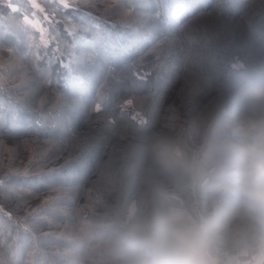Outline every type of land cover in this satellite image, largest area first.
<instances>
[{"label":"trees","instance_id":"1","mask_svg":"<svg viewBox=\"0 0 264 264\" xmlns=\"http://www.w3.org/2000/svg\"><path fill=\"white\" fill-rule=\"evenodd\" d=\"M43 1L60 17L48 42L25 23L31 4H0V37L23 63L11 70L9 77L20 80L12 92L0 91V150L10 139L19 145L13 168L0 159V264H104L108 238L133 200V214L161 201L226 212L203 189L143 163L139 149L148 135L160 133L191 155L202 154L205 130L228 107L234 81L264 78V0H182L175 12L162 10L160 30L142 27L141 15L90 10L108 1L132 9L131 0H73L68 7L79 9L68 11L58 0ZM116 21H124V39ZM84 43L97 46L101 57H90L98 63L93 79L76 62ZM162 76L163 90L155 85ZM184 90L207 103L167 116L169 106L175 110L170 97ZM46 91L70 93L81 106L45 101ZM129 100L132 108L124 110ZM87 130L96 141L72 158L74 148L65 146ZM127 139L128 154L120 146ZM37 141L57 149L46 154L31 146ZM21 146L35 153L26 167L18 163L27 157Z\"/></svg>","mask_w":264,"mask_h":264},{"label":"clouds","instance_id":"2","mask_svg":"<svg viewBox=\"0 0 264 264\" xmlns=\"http://www.w3.org/2000/svg\"><path fill=\"white\" fill-rule=\"evenodd\" d=\"M198 157L160 133L142 162L203 189L226 209L161 201L121 219L104 264H264V78H237Z\"/></svg>","mask_w":264,"mask_h":264},{"label":"rangeland","instance_id":"3","mask_svg":"<svg viewBox=\"0 0 264 264\" xmlns=\"http://www.w3.org/2000/svg\"><path fill=\"white\" fill-rule=\"evenodd\" d=\"M25 1L31 5H32V1L36 2V0H25ZM58 1H60V0H58ZM72 1L73 0H61L60 2L66 3L69 6ZM131 1H133L132 2L133 5H131V6H133L132 9H129L123 3L113 4L112 1H108V2H105L104 5H101L100 7H94V9H90V10L91 11H95V10L98 11L102 8V6H107L108 8L110 7L115 13H119L121 16L124 15L127 18L131 14H133V15H136V20H138L137 15H141V17H143L145 19V23L142 24V27L146 28L147 30H152V29H156V28L159 29L158 25L160 24V19H161L160 13L165 8V6H169L170 9L172 10V12H175L177 10V8L179 7V5L182 3L181 2L182 0H178V1H176V0H144L145 3H147V1L149 2V5L147 6L143 3V0H131ZM21 2H23V0H21ZM164 2H165V4H164ZM167 2H168V4H167ZM1 3H4V0H0V4ZM37 5H38V7H36V8H33L31 6L34 11L29 12V14L26 15L28 18L27 21L25 19L24 20H25V23L28 24L32 29H34L40 33L41 37H43L44 42H48L49 41L48 32H50V30H51L50 29L51 24L54 20H56V21L60 20V17L57 16L56 10L54 9V7L48 6L47 4H45L44 1L42 2V0H40V2L37 3ZM151 8H154V9H151ZM41 9H42V11H41ZM104 18H106V17H104ZM108 21H112V20L109 19ZM116 22H118L119 24H116L115 22H113V24L119 26L116 29L119 31V33H123V37H122V35L120 37L122 39H124V33H126V32L121 31V29H124V27H123L124 21L123 22L122 21H116ZM16 26L18 27V24ZM92 34H93V31L82 32L83 36L92 35ZM109 34H110V32H109ZM132 34H134V32L133 33L129 32V35L132 36ZM13 35H14V33L10 34L11 37H14L16 39V36H13ZM106 36L107 35H105V34L100 35L101 38H105ZM107 37L109 38V40L114 39V37L112 35L107 36ZM93 39H94V37H93ZM94 40L104 42L103 40L101 41L99 39H94ZM72 44L73 45H71L70 47L73 50L76 46L74 45L75 42ZM4 45L7 46L8 49H12L14 47V45L12 43L10 44L9 42H6V39H2L0 37V91L4 90L5 92L8 93V91L12 92V90L14 89V87H12V84H16L20 81V80H18L19 78H14V77L10 78L9 77L12 73L11 70L13 68H19V66H21L23 63H20L21 62L20 61L21 56L19 54H18L19 55L18 56L16 53L9 52L8 50H6L3 47ZM72 46H73V48H72ZM94 47H95L94 49H91V47H90V45H88V43H84V47H82L80 50L81 54H79V56H81V58H76V62L81 67V69L78 67L79 70H81L82 72L83 71L87 72V69H88L87 74L89 75V79H93L94 74L96 75V72H97L96 68L98 67V63L97 64H94V63L91 64L92 61H91L90 57H92L93 59H96V56L101 58L97 52L98 47L95 45H94ZM100 50H101V52H107L108 53V50H106V49H100ZM77 53H80V52L77 51ZM110 54L111 53H108V55H110ZM104 63H105V61H104ZM105 64H106V66L109 65L108 63H105ZM25 66L26 65H23L24 68H25ZM89 67H94V70H90ZM92 71H94V72H92ZM166 81H167V76L159 77L157 79L155 85L157 88L163 90V88H165L167 86L168 81L167 82ZM74 88L77 90V87H74ZM181 92L182 91L178 92V94L174 93L170 97L169 101L172 104L173 108H175V110L173 111L172 107L169 106L168 113H166L167 116L172 115V116L179 117V116L184 114L183 112L188 109L187 107H189L191 105H192V107L196 106V105L198 106L201 103H203V105H205V103H207V100H202L201 98L196 97V94H194V93H191V92L187 93L185 90L182 93ZM46 94L47 95L45 97V101L56 97L57 98L56 101L62 100V103L64 101L63 99H65L66 101H69L68 108L75 106V108L77 109V107L80 108V106H81V104L77 102V99L74 96H72V94H70V93L69 94L65 93L64 95L62 94L60 96H58V95L54 96L51 92L46 91ZM173 97H175V98H173ZM33 103H36V102H33ZM122 105L124 106V110H126V109L129 110L132 108V106L129 107V105H125V102ZM61 107H63L62 104H61ZM54 108H55V106H54ZM51 109H53V108H51ZM197 109H199V108H197ZM55 110H56V108H55ZM58 117H59V115L54 120V122H55L54 124H56L58 122V120H57V119H59ZM89 133H90V131L87 130V133L85 135H79V137L73 135V139L70 142V146H65V147H70V148L73 147L74 148L73 150L70 149V153L73 152V154H71L72 158L78 156L79 154H81L83 152V150H81L79 148L89 146L90 144H92L96 141V137L90 135ZM17 140L18 139L7 140L5 142V145H4L5 151L3 153L1 152L2 148L0 146V148H1L0 159H1V157H3L2 159L5 161L6 164L11 163V165H12L11 168H13V165H15L13 158H15L16 153H17V155H19L17 152L18 147H19V145L16 144V143H18ZM128 145H130V140H128V139H127V141L121 142V144H120V146L123 148L127 147ZM11 146H13V147L11 148ZM31 146L38 147L42 152H44L46 154L48 152H51L54 149H57L54 142L49 143V145L47 144L43 147H40V145L37 141L36 144L33 143V144H31ZM21 147L24 150L23 152L25 153V155H27V157L26 156L23 157L21 155V157H20L21 159L19 158L18 163L23 164L25 166L26 163H29L32 160V158L35 156V153L30 149L28 152V150L25 149V147H23V146H21ZM65 147H63V148H65ZM9 150L13 153L16 152L15 155H12V153ZM130 150H131V146H128V148L125 150L126 154H128V152ZM74 151H76V152L74 153ZM71 155H69L68 157L70 158ZM136 207L137 206L135 205V200H133L131 203V207L129 210L128 217H130L133 214Z\"/></svg>","mask_w":264,"mask_h":264},{"label":"snow or ice","instance_id":"4","mask_svg":"<svg viewBox=\"0 0 264 264\" xmlns=\"http://www.w3.org/2000/svg\"><path fill=\"white\" fill-rule=\"evenodd\" d=\"M8 6L11 7V4H9ZM31 6H32L33 8L38 7L35 3H33ZM61 6H62L66 11H68V10H78V9H79V7H77V8H69V7H68V4H66V3H62ZM41 11H42V9H41ZM24 19L27 21V19H28L27 16H25ZM30 49H31V45H30ZM6 50H8V51L11 52V53H15V51H14L13 49H6ZM39 59L41 60L42 57H40ZM131 103H132V101H130V100H129V101H125V105H131ZM100 110H101V109H100V106L97 105L96 108H95V111H96V112H99Z\"/></svg>","mask_w":264,"mask_h":264},{"label":"crops","instance_id":"5","mask_svg":"<svg viewBox=\"0 0 264 264\" xmlns=\"http://www.w3.org/2000/svg\"><path fill=\"white\" fill-rule=\"evenodd\" d=\"M61 1V0H60ZM40 2V0H36V2L32 1V4L35 3L37 5V3ZM38 6V5H37Z\"/></svg>","mask_w":264,"mask_h":264}]
</instances>
